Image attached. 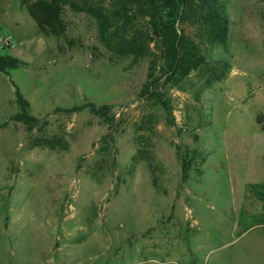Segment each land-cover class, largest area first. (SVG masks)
Returning <instances> with one entry per match:
<instances>
[{"label":"rangeland","instance_id":"1","mask_svg":"<svg viewBox=\"0 0 264 264\" xmlns=\"http://www.w3.org/2000/svg\"><path fill=\"white\" fill-rule=\"evenodd\" d=\"M222 1L226 41L184 26L206 65L155 100L139 94L147 60L113 56L92 17L66 8L65 36L45 37L0 0L16 41L1 52L27 63L0 72V264H264V0ZM10 80L40 120L33 137L65 149L28 145ZM84 102L110 107L112 142L88 109L55 110Z\"/></svg>","mask_w":264,"mask_h":264},{"label":"trees","instance_id":"2","mask_svg":"<svg viewBox=\"0 0 264 264\" xmlns=\"http://www.w3.org/2000/svg\"><path fill=\"white\" fill-rule=\"evenodd\" d=\"M21 4L45 37L62 38L67 31L63 13L66 8L83 13L95 20L96 39L99 44L116 57H131L130 66L146 59L147 78L140 90V97L160 99V86L176 83L192 71L206 65L198 42L192 39L184 26L198 27L200 36L208 42L224 43L228 36L229 19L222 0H20ZM64 51L61 45L56 46ZM27 63L0 50V72L10 76L17 69H26ZM228 69L224 63L219 70H211L210 84L221 79ZM165 77L163 83L160 79ZM17 111L10 119L21 122L25 127V141L32 148L65 149L67 143L62 137H33L32 132L39 119L31 113L28 100L18 86L10 80ZM162 104H165L162 102ZM88 109L101 117L108 133L103 142L108 144L114 137L111 133L112 117L106 104L97 106L84 102L55 110L75 112ZM259 120L262 121L259 117ZM6 123L0 125L4 126ZM138 150V155L142 154ZM137 155V156H138ZM142 157V156H141ZM136 159V157H134ZM188 166L182 165L181 179L188 176Z\"/></svg>","mask_w":264,"mask_h":264},{"label":"built area","instance_id":"3","mask_svg":"<svg viewBox=\"0 0 264 264\" xmlns=\"http://www.w3.org/2000/svg\"><path fill=\"white\" fill-rule=\"evenodd\" d=\"M15 39L11 34L2 33L0 34V50L11 49L15 46Z\"/></svg>","mask_w":264,"mask_h":264},{"label":"crops","instance_id":"4","mask_svg":"<svg viewBox=\"0 0 264 264\" xmlns=\"http://www.w3.org/2000/svg\"><path fill=\"white\" fill-rule=\"evenodd\" d=\"M13 91V90H12Z\"/></svg>","mask_w":264,"mask_h":264}]
</instances>
